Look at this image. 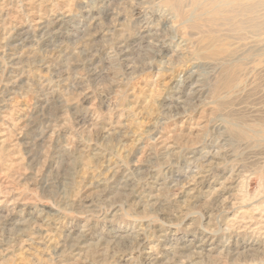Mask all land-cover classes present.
<instances>
[{"label":"rangeland","instance_id":"obj_1","mask_svg":"<svg viewBox=\"0 0 264 264\" xmlns=\"http://www.w3.org/2000/svg\"><path fill=\"white\" fill-rule=\"evenodd\" d=\"M228 1L0 0V264H262L212 192L264 200V5Z\"/></svg>","mask_w":264,"mask_h":264},{"label":"bare ground","instance_id":"obj_2","mask_svg":"<svg viewBox=\"0 0 264 264\" xmlns=\"http://www.w3.org/2000/svg\"><path fill=\"white\" fill-rule=\"evenodd\" d=\"M238 1L241 3H246L245 2L246 0H229L228 3L230 6H235L236 4H238ZM261 1H262L261 5H264V0H261ZM241 6H245V5L241 4ZM258 7L260 8V6ZM258 7L252 6L249 12H254ZM187 82L188 80L186 81V83ZM184 86H186V84ZM242 86L244 85L242 84ZM194 93L195 94L193 95L195 96H200L203 94L202 92L196 89ZM191 159L192 160L196 159V156H194ZM222 169H223L224 175L223 177L216 179L214 182H212V184L215 185V187L212 189V192L215 194L217 193L222 198L224 204L229 207V219H227V222H228L227 226H231V228H233L234 224L241 223L247 229L256 228V226L260 225V222H264V215L261 216L262 214L261 209L263 208L264 200L263 199L260 200L257 198L252 199L248 197L250 180L252 179L254 171L251 169L250 165L246 163H237L233 165H227V166H224ZM214 170L215 168L214 166H212L211 169L207 171V173H212L214 172ZM196 191L197 189H191V192H189V196L194 195ZM192 218L193 217L190 216L188 219L191 220ZM221 218L222 216L220 217V220ZM166 229H167L168 234H166L165 237L167 239H171L172 233H174L176 226H170V227L168 226L166 227ZM212 244H214L215 246L211 247ZM260 244H261L260 245L261 248L254 249V250H260L259 252L261 254L263 253L264 255V244L263 243H260ZM218 249L219 248L216 244V241L213 240L212 238L207 237V239L204 240L202 243L194 242L184 248L181 247L179 251L177 252V257L179 258L185 257L187 254H189L191 256L190 259L194 263L195 261L199 259L214 255ZM164 260L162 256H156L153 259V264H164ZM262 264H264V260Z\"/></svg>","mask_w":264,"mask_h":264}]
</instances>
